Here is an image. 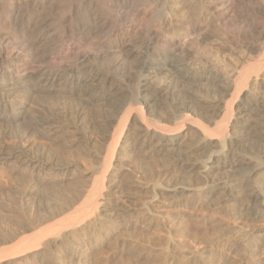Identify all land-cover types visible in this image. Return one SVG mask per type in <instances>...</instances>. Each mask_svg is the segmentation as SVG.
<instances>
[{"label":"bare ground","instance_id":"6f19581e","mask_svg":"<svg viewBox=\"0 0 264 264\" xmlns=\"http://www.w3.org/2000/svg\"><path fill=\"white\" fill-rule=\"evenodd\" d=\"M2 1L3 3H0V5L2 4V7L0 6L2 9H0V99L2 104L0 107V124L20 122L24 126L23 123L25 122L28 130L35 131L39 136L47 139L53 137L56 139L55 135L61 132L64 127V124L59 122L56 117L39 114L40 116L33 119L30 118V115L28 116L30 105L35 99H53V101L56 99V101H60L72 97L77 104L86 110L88 109L87 111H90L89 108H95L94 106L99 103H105L109 108L114 109V115L105 124L106 129H104L110 136L106 156L104 155L105 159L102 160L104 163H101L104 166L98 172L99 177L97 176L93 180L90 189L83 196H80L83 197L80 207H73L74 209L66 213L65 217L60 218L57 223L52 224L53 226L44 228L45 230L43 229L42 232L35 234L29 240H19L22 242L19 244L17 237L16 242L18 245L16 244L17 246H13L12 250L10 249L11 253L9 251V254L6 253L5 255L4 252L5 256L2 253L3 257L0 256V258L9 257L6 258V261L4 260L5 262L0 259V264H48L50 262L45 260L49 257L52 248L61 244H67L71 249L69 264L75 257L79 259V264L86 263L89 256L86 255L85 251H81L82 249L79 247L77 249L81 251V254H77L76 247L72 248L74 240L72 236L79 229H84L81 224L92 219L91 222L94 225L105 221L109 224H115L117 228L126 229L128 227L123 221L130 207H122V205H125L130 197L122 196L114 200L109 195L103 194L104 176L112 167V156L119 145L121 136L123 137V131L128 125L130 126V132H127L134 139V148L132 147L130 150L125 146H120V148L122 152L127 153L129 158L147 155L157 160L165 159L170 162V166L176 174H180L184 178L191 176L195 178L194 180L202 181L196 185L185 184L180 187H173L171 190L157 187L155 184L136 185L137 194L141 199L139 208L145 207L149 215L152 213L156 216L157 213L162 211V207L159 206L161 204L157 202L158 191L169 193L166 202L170 204H177L178 197L184 194L192 195L195 192H201L204 198L211 199V204L216 200V204L213 202L214 205H220L222 208H226V205L229 208L236 207L242 212V216L253 217V220L258 218L254 222L252 221L251 224L259 222L264 212V49H260L262 54L255 62L253 61L254 63L248 64L251 62L249 60L246 65L243 62L242 65L239 63V67L234 65L235 68L231 69L229 67L228 70H231V73L226 78L219 71H211L213 69L211 66H206L210 63L209 59L197 60L196 58L193 62H198L199 68L197 69H193L191 64H187L184 62L185 59H182L183 54L187 53L185 52L187 41L184 43L183 39L192 35L196 29L205 27V30H207L209 24L215 21L228 24L230 22L229 15L234 16L231 15L233 11L230 10V5L233 6L234 0L233 2L229 0L232 4L228 0H108L111 2H105L106 0H104V3H102L109 12L99 11L98 7L101 4L99 5L97 0H78L76 2L72 0L71 3L68 4L67 2L64 6L57 5L59 2L57 0V3L54 0H16L18 5L20 2L28 4L34 14H32L33 16L20 15L19 11L10 8L9 2L14 3L11 2L12 0ZM227 2L230 5H227ZM142 5H144V9L146 6L152 10L149 9L148 11L146 8L148 13L143 15L138 11V7ZM56 8H65L64 10H67V12H62H66L64 14L68 13L69 16H67L68 14L62 15V13H59L62 15L59 18L60 21L58 19L59 24L55 22L56 25H53L49 22L52 20L51 18H48V20L47 17L45 19L43 17L46 16V13L52 14ZM250 10L252 11V9ZM55 11L58 12L59 10ZM9 14L11 18H5V15L10 16ZM71 15L77 18H88L89 23L82 26L79 24L78 26L77 21L72 22L76 18H73L71 23L69 22ZM239 16H235V18L236 20L239 18L241 24L248 22L247 17ZM146 18L150 24L144 27L143 41L140 45L137 44L138 47H135L130 32L134 28L136 29L139 23L146 21ZM263 22L262 24H264ZM4 27L5 29L9 28L8 31L4 32L2 30ZM253 28H256V25ZM241 29L237 28L239 32L242 31ZM238 33L236 36H238ZM257 36L256 38L259 37L258 40H261L264 37V31ZM216 39L218 40V38L213 40L217 41ZM89 44L98 49L100 53L103 50L110 51L109 53H111V56H115V59H111L112 61L106 64L103 62L104 65H101V62L99 60L98 62L94 56L96 60L88 62L89 53L94 50L85 49ZM194 44L198 48L201 40L195 41ZM220 46L222 47V45ZM256 49L255 44L245 46V51L248 53ZM106 51H104L105 54ZM97 53L95 54L97 55ZM256 57L258 56L256 55ZM33 63H40L39 65H42L41 69L31 71ZM125 63L139 70V75L136 76L137 79L135 78V90L140 89L142 93L147 92L144 95H141L139 91L138 94L135 93L138 96H135L128 90L126 85L123 87L118 86L119 84L115 82L116 79L112 73L115 74V72L121 70ZM66 75H68V78L60 82ZM152 79L159 82L157 87H152L150 82ZM251 87L255 88L256 91L258 90L261 96L257 94L254 96L248 95L247 90ZM164 90L168 95L159 96ZM198 93L205 97L195 99L193 96ZM237 97H241L240 101L242 103V107L237 112L244 113L248 118L246 120L233 118V121H231L234 113L233 104L235 101L233 100ZM140 98L151 99L153 103L147 106L144 102L138 101ZM235 100L238 101L239 99ZM145 106L147 112L144 111ZM104 121L107 122V120ZM17 126L19 125L17 124ZM185 126H187V130H184ZM125 136L127 137L128 134H125ZM227 143L233 146V151L225 149ZM196 153H201L204 158L200 160L193 159ZM249 153L256 155L261 160L257 158V163L251 165L254 162ZM32 159L25 155L21 158L23 164H36V168L44 163L41 160ZM116 163L114 169L127 167V163L122 162L121 159L116 160ZM261 180L263 181V189L256 186ZM240 195L248 199V205H244L238 199ZM165 204L164 202V207ZM211 204H209V207ZM144 218L141 214L136 216V220L131 227L144 228L146 224ZM252 227H254V230L250 233L252 238H258L259 240L247 241L248 233L241 234V238L230 245L231 248L233 247V251L241 247L243 250L249 247L258 248L261 245L264 247V226L253 225ZM19 237L21 238V236ZM11 241V244H13V240ZM263 247V250H260L261 257L259 258H261V261L257 264H264ZM206 254V248L194 250L191 260L189 262L184 261L183 264H190L191 262L195 264L199 261L205 263ZM256 257L258 258V256ZM65 258L62 256L59 259L64 263Z\"/></svg>","mask_w":264,"mask_h":264},{"label":"rangeland","instance_id":"374dc122","mask_svg":"<svg viewBox=\"0 0 264 264\" xmlns=\"http://www.w3.org/2000/svg\"><path fill=\"white\" fill-rule=\"evenodd\" d=\"M54 1L55 3H57L56 0ZM57 1H59L57 3V5L59 6L60 5L64 6L67 2L68 4L72 2V0H65V1L57 0ZM74 1L76 2L78 0H74ZM111 1H115V0H111ZM111 1L106 0L105 2H111ZM231 1L233 2V0ZM231 1H229L230 4H232ZM11 2L14 3L11 4L9 2L10 8L12 7V9L19 11L20 15L33 14L28 4L24 2H20L18 5V3H16V0L15 1L12 0ZM97 2L99 3V5L101 4V6L98 7V9H100L99 11L109 12V10H106L107 8L103 4L104 0H97ZM247 2L249 5L247 4ZM0 3H3V1L1 0ZM229 3L227 2V5H230ZM23 5L26 8V10L23 7ZM0 6L2 7V4ZM258 7L259 9L260 7L262 9V10L260 9L261 13L259 12V14H258L259 11ZM146 8L149 11L150 8L145 6L144 9V5L138 7V11L143 15H146V13H148ZM230 8H231L230 10H232L235 13L234 14L232 12L231 15L234 16L229 15L230 18L228 17L230 21L229 23L231 24L229 23H228L229 25L227 23L222 24L221 22L215 21L214 23L209 24V26L207 27V30L209 32L205 30V27L202 29H196V31L192 34L193 36L190 35L189 37L183 39L184 43L185 41H187L185 43L186 44L185 52L187 53L183 54L182 59L183 60L185 59L184 62H186L187 64L188 63L189 65L191 64L193 69L199 68V66L197 65L198 62H193L196 58L197 60L209 59L210 61L209 60L208 61L210 63H208L206 66H211V68H213V69L210 68L211 71L214 70L216 72L219 71L223 75V77L225 76L226 78V76H229L231 73V70L230 71L228 70L229 67L231 69L235 67H239V63H241L242 65L243 62L244 65H246L249 62V60L251 62H249L248 64L254 63L261 56L262 50L264 49V37L261 40H258L260 39L258 36L260 33H262V31H264V26H262L264 25L262 24V22L264 21V13H263L264 0H249V1L234 0L233 6L230 5ZM64 9L56 8L55 10H59L61 12L59 11L57 12L54 10L52 14L46 13V16H44L43 18L44 19L45 17H47V19L51 18L52 20H50L49 22H51L53 25H56V23L59 24L58 19L64 13L67 12V10ZM250 9H252V11ZM62 11H66V12H62ZM54 12L56 13V15ZM59 13L60 14L62 13V15H60ZM239 15L242 17H247L248 22L241 24L240 19L237 18L236 20L235 18V16L237 17ZM67 16H69V14ZM8 17L11 18V15L10 16L5 15V18L8 19ZM52 17L54 18V20ZM71 17L69 22H71L73 18H76L73 19L72 22L77 21L76 23L78 26L79 24L82 26V25H87V23H89L88 18L85 17H83L84 19L77 18L74 15H71ZM77 19L80 20L78 21ZM232 20L236 22H233ZM148 24H150V22L146 18V21H143V23L141 22V24L139 23L136 29L134 28L133 31L130 32V36L133 38V40L130 38V36L129 38L130 40H132V43L134 42L133 45H135V47H138V45H140V43L143 41L142 40L144 35L143 33H145L144 27ZM254 24L256 25V28H253L255 27ZM258 26H261L263 29ZM235 27H237L239 30L242 28L241 29L242 31L239 32ZM223 28L226 29L224 30ZM246 28L247 31L245 32ZM8 29L9 28L5 29L4 27L2 30L5 32L6 30L8 31ZM202 30H204L205 32H203ZM236 32L238 33V36H236L237 35ZM248 33L249 34L251 33L252 35L250 34L249 37ZM255 35L258 38H256ZM133 36L136 37V42H135V37ZM195 37L197 38V40H195L196 39ZM223 37L225 38L220 39ZM235 37L238 38L236 39ZM215 38H218L219 41L217 39H216L217 41L213 40ZM200 40H201L200 46L198 48L195 47L194 44L195 41H200ZM235 40L236 42H234ZM254 44L255 47L257 48L256 50H253L251 53L245 51L246 45H254ZM220 45H222V47ZM85 49L86 50L94 49L91 50L90 52L91 54L89 53L87 59L88 62L96 60L97 58V61L99 60L102 65L103 62L104 64H106L115 59V56L113 55L111 56V53H109L110 51L103 50L101 54L99 50L96 49L93 45L89 44L88 46H86ZM104 51H106V54ZM95 53H97V55ZM259 53L260 55H258ZM98 54H100L99 59H98ZM256 55L258 57L255 58ZM39 64L33 63L32 69L34 68V70L32 69L30 70L31 71L40 70L42 65ZM116 73L118 74L116 75ZM112 74L113 77L116 79L115 82L119 84L118 86L123 87L126 85L129 91H131L135 96H138L136 94H138L137 92L140 91L139 87H138L139 89L138 91L135 90V82H136L135 80L137 79L136 76L138 77L139 75L138 69L132 68V66L125 63L123 64L121 70L115 72V74L113 72ZM67 76L68 75L64 76L63 79L60 80V82L64 81L65 78H68ZM150 82L152 83V87L155 86L157 87L159 85V82L154 81V79L150 80ZM147 91L150 92V90L148 89ZM247 92L249 93L248 95L251 94V96L252 95L254 96L255 94L261 96V93L259 92L260 93L259 94L258 90L256 91V89L252 87L248 88ZM139 93H141V95H144L147 92L142 93L140 91ZM166 94L167 93L164 90L159 94V96L160 95L164 96ZM193 97L196 99L197 97L204 98L205 96L198 93ZM240 98L241 97L235 98V99H239L238 101H236L235 99L233 100L235 101L233 104L234 113L232 115L231 121H233V118L234 119L240 118L239 120L241 119L246 120V118H248L247 115H244V113L240 114L239 112H237V110L242 107ZM46 100L45 99L33 100L31 103L32 105H30V109H29L30 114H28V116L30 115V118L33 119L40 116L39 114L45 116H51L53 118L56 117V119L59 122H62V124H64L62 131L55 135L56 139H54V137L47 139L39 136L35 131L28 130L26 128L25 122L23 123L24 126H22L20 122L19 123L10 122L6 125L0 124V250H1L0 256L1 257H3L2 253L4 255L5 252L6 255V253H8L11 248L13 249V246L14 247L17 246L18 243L20 244V242L23 241L24 239L29 240L35 234H39L40 232H42L44 228L53 226L55 223L58 222V220H60V218L65 217L67 215L66 213L71 212L72 209L79 208L83 198V197L81 198L80 196H83L86 193V191L90 189V185L92 184L93 180L95 179V177L97 176L99 177L98 172L101 171V169L104 166V164L101 165V163H104L103 161L105 159L104 155L106 156V148L110 143L108 142V140L110 141L109 133L104 129H106L105 124H107L114 115V109L109 108L105 103H99L94 106L95 108L93 107L89 108L90 111H87L88 109L86 110L84 109V107H81V105L77 104V102L73 100L72 97L69 99H65L66 101L64 99L60 101L59 100L56 101V99L54 101L53 99H49V100L46 99ZM138 101L144 102V104L147 106H150L151 103H153L151 99L148 100V99L140 98L138 99ZM1 105L2 104L0 99V107ZM107 111L110 113V115ZM144 111L147 112L146 106L144 108ZM105 112L108 114H106ZM22 115L24 116L25 114ZM242 115H244L245 117ZM101 116L103 117V120ZM104 120H107V122ZM17 124L19 126H17ZM101 127L103 130L101 129ZM129 128L130 126L128 125L127 128L123 131L124 132L123 137L121 136L119 145L115 149L111 161L112 167L110 166L111 167L109 169L110 171L108 170V172L104 176V181H105L103 188L104 192L102 191L103 194L109 195L110 198L114 200L122 196L130 197V200L126 201L127 205L126 203L125 205H122V207L124 206L125 207L127 206V208L130 207L128 208L129 210L126 208V210H128L129 212L124 217V221H123V223L125 225L127 224L128 227L126 229L117 228L115 224H111V223L109 224L105 221L97 224L95 223L94 225L91 222L92 219L88 221L90 223L86 221L83 224H81V227L83 226L84 229L83 230L79 229L78 232L75 235H73L76 238L72 236V239H74L72 243V248L76 247L75 249L78 251L77 254H81V251H85L86 255L89 256L88 262L82 264H164V263L183 264L184 261L189 262L191 260V256L194 250H201L205 248L207 249V254H206L207 259H205L206 262L202 263L201 261H199L195 264H257V262H260L261 258L259 257H261L260 250H263L262 245L259 246L258 248L249 247L244 250L241 247L242 249L238 248L234 251H233V247L231 248L230 245H233L236 242V240H238V238H241L240 237L241 234L248 233L247 241L248 240L252 241L253 239L259 240L258 238H252V235L250 233L252 230H254V227H252L253 225L264 226V212L262 214V218L259 219L258 223L251 224L252 221L254 222L258 218L253 220V217L242 216L241 214L242 212L239 211V209L236 207L229 208V206L226 205V208L227 207L229 208L226 209L220 207V205L219 206L214 205V203L216 204L217 202L216 200H214L213 201L214 203L212 202L211 204L210 203L211 199L208 200L204 198L203 193L201 192H195L192 195L184 194L183 196L178 197L177 204H170L166 202L168 200L167 196L169 193H167L166 191H158L157 202L161 204L159 206L162 207L161 208L162 211L157 213L156 216L155 214L152 213H150L151 215H149V212L145 207L139 208L140 207L139 204L141 205L140 202L141 199L137 194L138 190L136 188L137 187L136 185L146 186V185L155 184L157 187L171 190L173 187H180L185 184L196 185L198 183H201L202 181L194 180L195 178L191 176H189L188 178H184L180 174L179 175L176 174L175 170L171 168L170 162L165 159L157 160L150 158V156L148 157L147 155H144L142 157L137 156L136 158H131V157L129 158L127 153H125L124 151L122 152L120 148V146H125V148H128V150H130L134 146V139H132L129 134L130 132ZM184 130H187V126L184 127ZM125 134H128V136L126 137ZM225 149H230L231 151H233L234 148L230 143H227ZM24 155L29 157L30 159L33 158L35 160L36 159L41 160L45 164L43 163L41 166L39 165L37 168H36V164H30V165L28 163L23 164L22 163L23 160H21V158ZM250 155L252 157L251 158L252 161L254 162L251 165H255V163H257V158L258 159L260 158L254 154H250ZM203 158L204 157L203 155H201V153H196L193 157V159H199V160ZM120 159L122 162L125 161L127 163V167L122 169L121 168L114 169L116 168L114 165L117 164L116 160H120ZM262 183L263 181L261 180L260 182L257 183L256 186L259 187V189H263ZM240 196H238V199H240V201H242L244 205H248L249 204L248 199L246 197H242V196L240 197ZM164 202L166 203L165 207H164ZM209 204H211L210 207ZM214 208H216L217 210ZM240 209H242V207H240ZM140 214L142 217L146 218V221L144 218V222H146V224L144 223L145 224L144 228L141 229L140 227H135V228L131 227L136 220L135 219L136 216H140ZM15 234L18 236H16ZM19 236H21V238ZM16 238L18 239V241ZM11 240H13L14 245L11 244L12 243ZM67 246H68L67 244H61V245H57L56 246L57 248L56 247L52 248L53 251L51 250V252L48 255L49 257H47L48 260L46 259L45 261L50 262L48 264H69L68 260L70 257L69 253L71 249L69 248V246L68 247ZM79 247H81L82 249L81 251L78 250ZM11 252L12 251H10L9 253ZM62 256L66 257L65 258L66 261L64 263L62 262V260L59 259ZM256 256H258V258ZM8 257L9 256H6L0 259H2L1 261L3 262L4 260L6 261ZM173 258L176 259L177 262ZM78 262L79 259L75 257L70 264H79ZM192 263L193 262H191L190 264Z\"/></svg>","mask_w":264,"mask_h":264}]
</instances>
